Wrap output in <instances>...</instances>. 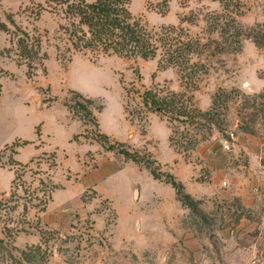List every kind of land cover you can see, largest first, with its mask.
<instances>
[{
  "label": "rangeland",
  "instance_id": "rangeland-1",
  "mask_svg": "<svg viewBox=\"0 0 264 264\" xmlns=\"http://www.w3.org/2000/svg\"><path fill=\"white\" fill-rule=\"evenodd\" d=\"M45 1L0 0V21L12 29L0 30V264H18L21 233L43 238L42 246L27 245L20 254L27 264H48L52 248L63 251L69 264H81L88 249L105 245L93 232L91 215L105 216L107 227L114 224L117 215L107 202L90 204L92 213L78 220L70 234L45 228L40 216L66 181L90 184L85 177L101 156L127 168L117 179L128 186L136 176L142 179L134 169L162 182L174 177L158 154L168 145L189 161L210 143L218 142L221 152L232 154L240 135L264 140V0H173L168 8L159 0L130 1L132 14L149 28L178 26L185 19L186 32L201 41L195 59L204 66L186 83L176 68L159 69L158 59L70 56L59 31L62 19ZM229 15L237 19L241 34L233 28L223 38L221 28L209 23ZM17 34L28 37L32 57L22 56ZM149 90L161 98L185 94L189 116L168 119L156 112L144 100ZM53 115L71 121L76 130L82 127L65 152L53 148L58 137L42 132L44 120L51 117V122ZM100 119L122 139L102 133ZM209 178L203 169L199 181ZM81 198L86 204L98 200L92 186ZM194 200L196 211L182 203L190 211L186 227L205 242L204 253L212 261L221 259L223 241L217 234L238 221L241 205ZM115 260L106 263L104 258L100 264Z\"/></svg>",
  "mask_w": 264,
  "mask_h": 264
},
{
  "label": "crops",
  "instance_id": "crops-1",
  "mask_svg": "<svg viewBox=\"0 0 264 264\" xmlns=\"http://www.w3.org/2000/svg\"><path fill=\"white\" fill-rule=\"evenodd\" d=\"M50 118L44 120L42 132L52 135L53 140L58 137L53 148L65 152L70 138L80 133L82 127L76 130L64 117L55 119L53 115L55 122L52 120V123ZM99 123L102 133L122 139V134L114 133L103 119ZM217 144L201 147L189 161L170 145L166 152L158 154L194 199L216 203L237 201L241 205L238 221L217 234L223 241L221 259L212 261L211 255L204 253L208 251L205 242L186 227L190 211L182 205L171 184L139 169L134 171L137 175L143 174L142 179L136 176L128 186L120 184L117 177L127 168L111 157L98 158V167L85 177L90 184L74 186L66 181L56 188L40 214L42 224L50 230L70 234L76 230L73 225L78 220L92 213L88 210L90 204L95 207L107 202L117 218L107 227L105 216L91 215L95 222L93 232L105 245L88 249L86 260L81 264H100L104 258L106 263L109 260L113 263L116 258L115 264H192L190 256L193 264H264V140L240 135L232 154L221 152ZM203 169L209 172L208 182L199 181ZM91 186L98 200L86 204L81 197L86 187ZM42 240L41 234L21 233L16 243L21 248L18 264H27L24 258L20 259L26 246H42ZM52 250L54 258L48 264H69L63 251ZM90 255L92 258H88Z\"/></svg>",
  "mask_w": 264,
  "mask_h": 264
},
{
  "label": "trees",
  "instance_id": "trees-1",
  "mask_svg": "<svg viewBox=\"0 0 264 264\" xmlns=\"http://www.w3.org/2000/svg\"><path fill=\"white\" fill-rule=\"evenodd\" d=\"M130 1L46 0L45 2L62 19L59 31L66 36L67 51L70 56L82 53L127 59H158L159 69L176 68L183 82L194 81V77L196 78L199 72L196 68L204 66L201 61L195 59L203 45L200 40L191 38L186 32L183 27L185 19H181L178 26L149 28L140 18L132 14ZM172 1L159 0V3L168 8ZM229 16L218 20L213 19L209 23L212 25L214 22L217 26L216 30L221 28L223 38L226 35L229 37V32L233 28L239 35L241 34L237 28V19L232 15ZM0 30L12 31L11 27L3 21H0ZM16 37L21 46L22 56L32 57L33 52L32 47L29 46L28 37L22 34H17ZM185 97V94L171 93L161 98L157 93L154 94L152 90H149L145 92L144 100L147 104L150 103L156 112L168 119L179 120V117L189 116ZM154 176L159 179L155 174ZM166 183L175 188L178 199L183 205L196 211V202L185 192L182 183L174 177L167 178Z\"/></svg>",
  "mask_w": 264,
  "mask_h": 264
},
{
  "label": "built area",
  "instance_id": "built-area-1",
  "mask_svg": "<svg viewBox=\"0 0 264 264\" xmlns=\"http://www.w3.org/2000/svg\"><path fill=\"white\" fill-rule=\"evenodd\" d=\"M227 149H230V147H229V145L227 144L226 146H225Z\"/></svg>",
  "mask_w": 264,
  "mask_h": 264
}]
</instances>
